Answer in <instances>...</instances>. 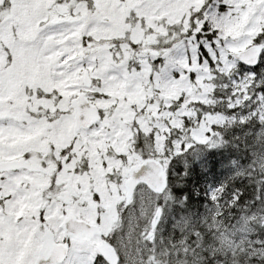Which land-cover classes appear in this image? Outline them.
Masks as SVG:
<instances>
[{"label":"snow or ice","instance_id":"snow-or-ice-1","mask_svg":"<svg viewBox=\"0 0 264 264\" xmlns=\"http://www.w3.org/2000/svg\"><path fill=\"white\" fill-rule=\"evenodd\" d=\"M0 264H264V0H0Z\"/></svg>","mask_w":264,"mask_h":264}]
</instances>
